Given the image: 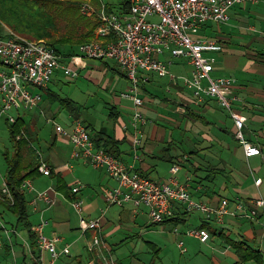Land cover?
I'll list each match as a JSON object with an SVG mask.
<instances>
[{
    "label": "crops",
    "instance_id": "obj_1",
    "mask_svg": "<svg viewBox=\"0 0 264 264\" xmlns=\"http://www.w3.org/2000/svg\"><path fill=\"white\" fill-rule=\"evenodd\" d=\"M94 33L92 39H96ZM194 34L215 39L222 44L220 51L206 53L214 62L212 74L236 79L235 93L239 100L234 106L247 117L243 127L244 137L259 145L262 155L246 157L243 146L235 137L233 119L215 98L206 96L203 101L197 102L182 80H172L166 74L151 73L149 81L142 85L141 96L145 99L142 109L150 121L140 126L143 137L142 145L137 151L138 158L135 157L136 152L132 145V100L120 95L113 96L111 102L101 98V102L109 105L108 114L103 113L105 120L100 118L95 123L87 121L81 114L85 108L82 101L62 96L52 88V82L58 80L55 76L58 77L62 69L56 70L52 81L42 90L39 106L29 110L28 114L19 113L18 116L21 114L25 117L26 132L33 139L32 133L38 130V121L43 117L55 120L57 115L67 110L60 100L71 98L79 106V116L90 126L95 139L104 136L119 141L116 148L119 150V159L124 163L134 165L145 176L166 180L170 175L171 166L180 162L178 174L181 180L190 178L191 192L196 199L217 205L223 197L233 199L240 196L250 203V209L257 210L260 221L244 216H227L224 223L218 224L203 220L200 213H187L182 205L176 204L173 216L159 224L150 222L148 209L144 206L135 209L130 204L109 205L104 200L103 191L117 182L104 169H95L83 160L73 158V146L69 136L55 131L53 141L49 145L50 152L40 151L39 154L42 161L47 162L54 173L64 180V186L57 190V177L45 176L42 173L31 180L37 190L54 188L58 193V203L54 207H47L45 203L38 201L35 206H31L29 200L33 198V194H25L28 198L31 225L46 216L49 224L45 227V234L59 237L57 250L60 256L56 264L89 261L93 264H117L116 261H121L117 256L124 255L123 248L130 249V255L123 256V264H148L137 259L135 255L144 253L146 243L155 248L157 260L159 258L162 261L164 248L159 243L144 238L146 229L148 232L156 229L155 238L178 244L180 239H184L183 235L187 229L199 226L209 231V240L201 242L196 237H189L205 244L207 250L196 249L190 252L187 238L186 251L183 252L177 246L181 255L187 253L189 258L186 259L187 263L178 261L179 264H256L255 260L242 262L230 242H245V246L260 250L264 260V210L257 206L256 202L259 198L264 199V7L261 4L235 6L228 22L209 21ZM102 39L106 40L107 37ZM65 49L63 53L67 55L78 51L77 46H68ZM160 59L171 61V72H185L184 60L172 59L169 51L164 52ZM109 61L112 60L87 59V66L79 69V76L80 72L85 70L84 77L98 80L101 74L112 71L119 73L121 78L118 82L127 81L119 64L115 61L111 64ZM129 87L130 82L126 89ZM180 106L184 107V111L178 110ZM68 114L69 123L66 130L70 132L75 117L70 112ZM59 141L65 148L58 145ZM257 178L262 179L260 184H256ZM78 183L81 188L76 192L74 187ZM72 198H81L84 201V217L99 219L101 227L98 230L83 232L80 229L79 218L77 220L72 216ZM3 202L5 201L0 200V229H3L2 238L6 241V247L7 235L11 233L5 225V216L7 211H11ZM12 226L13 230L16 227V233L21 237L22 244L12 237L18 246L24 245L25 241L30 242L31 249L29 254H26L29 255L26 258L27 264H39L38 246L34 245L32 248L29 234L21 232L17 224ZM96 235L101 243L90 249L88 242ZM65 246L70 248L69 254L63 252ZM44 256L49 258L48 253ZM19 258L16 259V264Z\"/></svg>",
    "mask_w": 264,
    "mask_h": 264
},
{
    "label": "built area",
    "instance_id": "obj_2",
    "mask_svg": "<svg viewBox=\"0 0 264 264\" xmlns=\"http://www.w3.org/2000/svg\"><path fill=\"white\" fill-rule=\"evenodd\" d=\"M108 3L109 0H99V6L95 8L88 0L83 1L81 11L99 19L94 31L96 39L81 43L77 53L70 56L59 52L45 39L30 40L13 33H0V121L7 114V120L13 123L21 110L37 108L42 100V90L52 81L56 70L62 69L68 78L75 80L79 76V69L87 66V59L114 60L130 82V87L121 93V97L132 100L134 106L130 122L134 128L132 145L136 158L142 145L140 126L150 121L142 109L145 99L141 94L142 85L149 81L151 73L182 80L197 102L203 101L206 96L215 98L233 119L235 137L243 146L246 157L262 155L261 147L244 137L243 127L247 117L234 106L239 100L235 93L236 79L212 74L214 62L206 53L220 51L222 44L194 33L209 21L228 22L235 6L261 4L264 7V0H129L130 8L126 12L111 10ZM104 37L107 39L103 40ZM166 51H169L172 59L186 61L189 72H171V61L160 59ZM178 110L184 111V107L180 106ZM12 112H18L17 116ZM55 130L69 136L73 158H79L95 169H104L117 182L103 191L104 200L109 205L130 204L135 209L144 206L148 209L150 222L159 224L173 216L176 204L182 205L187 213H200L203 220L218 224L224 223L227 216H244L260 221L257 210L250 209V203L240 196L233 199L223 197L217 205L196 199L191 192L190 178L181 180L178 174L180 162L171 166L166 180L143 175L134 165L124 163L104 146H99L90 126L82 118L73 119L70 132L61 124H56ZM39 172L49 176L52 167L41 161ZM261 180L257 178L256 184H260ZM21 188L24 193L33 194L29 200L31 206L38 201L47 207H54L58 203V193L54 188L37 190L31 179L25 180ZM80 188L81 184L78 183L74 190L78 192ZM0 200L13 203L4 176L0 185ZM256 202L264 210V199L259 198ZM72 206L81 215L79 226L83 232L96 231L101 227L99 219L82 215L84 201L81 198L72 200ZM48 224L49 220L42 216L31 225L40 250L39 264H56L60 256L57 250L59 237L45 234ZM262 224L264 228V222ZM186 234L201 242H207L210 238L209 231L201 226L187 229ZM100 243L96 235L88 246L92 249ZM178 246L183 252L187 249L182 239L178 241ZM63 252L69 254L70 248L65 246ZM45 253L49 254L48 259Z\"/></svg>",
    "mask_w": 264,
    "mask_h": 264
},
{
    "label": "trees",
    "instance_id": "obj_3",
    "mask_svg": "<svg viewBox=\"0 0 264 264\" xmlns=\"http://www.w3.org/2000/svg\"><path fill=\"white\" fill-rule=\"evenodd\" d=\"M93 2L99 6L98 0ZM108 8L126 12L130 8V3L129 0H111ZM0 22L8 25L14 32L29 38H48L50 43L64 54L60 48L77 46L78 49L81 43L92 40L99 19L96 17L91 19L81 14L80 0H0ZM62 29L64 33L56 36V32ZM60 103L75 118H80L79 106L71 98H62ZM7 124L14 151L11 154L9 151L5 153L7 171L4 177L11 190L13 203H3L17 216V225L24 226L32 241L31 246L34 248L37 244L29 221L28 198L21 186L25 180L35 179L41 175L39 165L42 159L31 136L26 132L25 117L20 114L15 122L10 123L7 120ZM93 138H96L95 135ZM98 138L95 140L99 146H104L108 152L120 158L119 150L116 148L119 144L118 140L104 136ZM49 176L57 177V190H60V186H64V180L54 173L53 169ZM244 243L230 242L241 261L255 260L256 264H263L261 251L247 247ZM116 262L122 264L121 261Z\"/></svg>",
    "mask_w": 264,
    "mask_h": 264
},
{
    "label": "rangeland",
    "instance_id": "obj_4",
    "mask_svg": "<svg viewBox=\"0 0 264 264\" xmlns=\"http://www.w3.org/2000/svg\"><path fill=\"white\" fill-rule=\"evenodd\" d=\"M85 0H80V12L86 17L89 18H95L96 16H89L87 14H84L81 11V5ZM91 2V4L97 8L93 2V0H88ZM97 18V17H96ZM95 31V30H94ZM1 32L3 35H7L10 33L16 34L22 38L30 39V40H36L34 38H29L27 36L21 35L19 33L14 32L8 25L1 23ZM64 33V29L61 31L56 32V36H61ZM50 42L48 38H43ZM74 46L70 47L73 48ZM63 52L66 50L65 47L60 48ZM69 49V48H68ZM111 64L114 62V60L109 61ZM183 64L185 65V73L189 72L190 67L186 63V61H183ZM84 72H80V76L72 80L68 78L63 71L61 70V73L58 77L55 76V79L57 78L58 80H55L52 82L54 90L62 95V96H69L72 97L73 99H77L79 101L83 102V108L81 114L83 117L90 122H96L100 118L102 120H105V116H103V113L105 115L108 114L109 108L108 104L101 102V98H104V100L111 102V98L116 95H120L123 91L126 90V86L129 82V80L121 81L118 82L121 77L119 73L115 74L112 71H109L108 73H103L99 76V79H88L87 77H84ZM107 88V89H105ZM98 102L97 104H94V102ZM94 104V105H93ZM30 111L28 110H21L20 113L22 114H28ZM69 112L67 110H64L62 114L57 115L55 120L48 121L49 117H43L40 121H38V130L36 132H33V144L34 146L41 151L42 153H48L50 152V147L49 145L53 141V137L55 135V125L56 124H61L65 129L67 123H69V120L67 118V115ZM13 115L18 114V112H12ZM107 117V116H106ZM38 134V135H37ZM36 135V136H35ZM34 138H38L35 139ZM59 146H62V144L58 143ZM64 147V146H62ZM65 148V147H64ZM9 151L10 154L14 151L13 147V142L10 139V134L8 130V124H7V114H5L0 121V185L2 183V176H5V173L7 171V162L5 160V153ZM155 179V178H153ZM75 210V209H73ZM73 215L75 219L80 220V214L76 211H73ZM46 217V216H45ZM5 225L7 226L8 231H10L11 234H8V239H7V246L6 241L3 240L2 235L3 234V229H0V264H16V259H18L17 264H27V259L30 252V242L25 241V244L22 246H18L15 242L14 239L16 240L17 238V243L21 242V237L18 236V233H16V227L13 230L12 225L17 224V218L13 215L12 212L7 211V215L5 216ZM19 229L23 233H27L26 229L24 228L23 225H19ZM156 230V229H154ZM153 230V232H148L149 230L146 229L144 238L146 240H151L159 243L163 248H164V255H163V260L161 261L159 258L157 260V256H155L154 249L152 245H149L146 243L147 247L144 250V253L140 254H135L137 259H141L142 262H146L148 264H179L178 261H181L183 263H187L186 259L189 258V254H183V256L180 253V249L178 248L177 243H173L170 241H164L162 239L155 238L156 232ZM20 235V234H19ZM190 235H183V240L185 243L186 248L188 247L187 244V238H188V243H190V252H193L194 250H202L206 251L207 247L205 244H201L198 240L194 239L193 237H189ZM14 237V239H12ZM126 237V235H124ZM190 240V241H189ZM146 242V241H145ZM22 244V242L20 243ZM149 246V248H148ZM8 247V248H7ZM4 248V249H3ZM130 250V249H129ZM128 248H123L122 251L124 254V257H128ZM151 251V252H150ZM134 255V256H135ZM121 254H119L117 257L121 259V261L124 259ZM25 257V258H23ZM23 258V261H22ZM180 259V260H179ZM128 261V260H127ZM123 264V263H122Z\"/></svg>",
    "mask_w": 264,
    "mask_h": 264
}]
</instances>
